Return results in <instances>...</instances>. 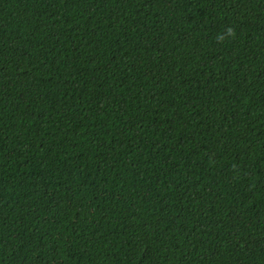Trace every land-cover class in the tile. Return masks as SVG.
Returning a JSON list of instances; mask_svg holds the SVG:
<instances>
[{
	"label": "trees",
	"instance_id": "trees-1",
	"mask_svg": "<svg viewBox=\"0 0 264 264\" xmlns=\"http://www.w3.org/2000/svg\"><path fill=\"white\" fill-rule=\"evenodd\" d=\"M0 264H264V0H0Z\"/></svg>",
	"mask_w": 264,
	"mask_h": 264
}]
</instances>
